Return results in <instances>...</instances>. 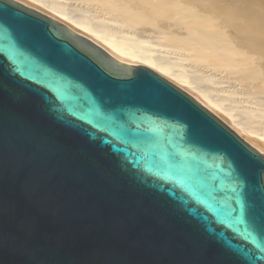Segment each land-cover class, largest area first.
I'll list each match as a JSON object with an SVG mask.
<instances>
[{
    "label": "water",
    "instance_id": "water-1",
    "mask_svg": "<svg viewBox=\"0 0 264 264\" xmlns=\"http://www.w3.org/2000/svg\"><path fill=\"white\" fill-rule=\"evenodd\" d=\"M0 264H264V153L152 68L0 0Z\"/></svg>",
    "mask_w": 264,
    "mask_h": 264
},
{
    "label": "bare ground",
    "instance_id": "bare-ground-1",
    "mask_svg": "<svg viewBox=\"0 0 264 264\" xmlns=\"http://www.w3.org/2000/svg\"><path fill=\"white\" fill-rule=\"evenodd\" d=\"M37 1H41L40 3H42V0H37ZM77 1L83 3L84 6L86 5L89 11L90 10L100 11L103 13V15H106L108 18L122 21V23L129 24V26L135 24L136 25L142 24V23L152 25L155 24L158 20H159L158 22L165 21L164 23L166 24L165 25L166 28L164 25L163 26L166 29L168 40L171 42V44L183 50L186 53V55L189 56L192 62L200 63L210 71L218 72L220 75H223L224 77L226 76L227 78L230 77L236 79L237 81H239L241 86H243V89L245 90L244 92L245 94L248 93L252 97H259L261 96V94L264 93V85H263L264 77L262 78L261 76L260 77L258 76L257 70L253 65V62L255 61L256 58L252 57V52H250V54L245 53L239 45H238L239 47H235L233 45V41L228 36L229 32L226 33V31H224L225 29L223 28V25L219 23L217 24L216 22L213 21V19L210 16L207 15V14H211V12L205 13V11L203 12V10L197 11L195 10V7L193 8V6L190 3L188 4L186 0H133L135 2L132 5L131 4L129 5V3L133 2L131 0H77ZM45 5L47 6V9L46 12L43 11V13H46L62 21L63 23H65L75 31L87 36L88 38H90L91 40H93L103 48H105L109 53H111L119 60L128 63L142 64L148 66L153 70H155L156 72L168 77L177 85L183 86L184 88L188 86V88L191 90L190 88L191 82L187 79L185 75H183L179 70L173 71L171 66L165 63V61L163 62V60L162 62H157L154 59H152V57H150L147 54L148 52L146 53L145 50L143 51L142 49H140L141 47L138 45V42H136L135 40L124 42L122 40L114 38L112 34L104 30L103 28L93 29L89 25V22H87L86 19L83 17L82 14L78 13L75 18L66 17L67 14H65V11L62 8V6L53 3L51 1ZM230 6L231 5H229V9L226 10L223 13V15L224 14L226 15L227 17L226 19L230 17L233 20L234 10L232 8L234 6L232 8ZM216 7L218 10L219 9L218 6ZM216 7L215 6L211 7L212 9L209 10L212 11L214 10L213 8ZM248 11H250V8H248ZM247 13L248 12H246V14ZM251 20L252 19H250V22ZM256 21H258V19H256ZM249 23L247 27L253 28V26H249L251 25ZM157 28H155V30ZM160 29H157L158 32ZM163 30L161 29L160 31L164 32ZM165 34L162 33V35ZM247 36L249 39L253 40V42L254 41L259 42V45L264 49V43L262 44L263 40L261 42L257 38L252 39L253 36L248 33ZM252 59L254 61H252ZM136 60L137 62H134ZM199 94L201 95V97H204L205 99L207 98V100L210 103H213L215 105L217 104L219 105L222 103V101L216 103L214 102V100L212 101V99L208 98L209 96L207 95L205 90H200ZM262 101L260 99V102ZM260 102L258 100V104H260ZM229 111L228 110L226 111L227 115ZM230 113L231 112H229V114ZM241 129L247 133L250 132L251 134L252 133L254 134V132H256L254 130L255 128L252 129L250 125H245V127Z\"/></svg>",
    "mask_w": 264,
    "mask_h": 264
},
{
    "label": "rangeland",
    "instance_id": "rangeland-1",
    "mask_svg": "<svg viewBox=\"0 0 264 264\" xmlns=\"http://www.w3.org/2000/svg\"><path fill=\"white\" fill-rule=\"evenodd\" d=\"M20 1H22V3L24 4L26 3V5L28 6L31 5L30 7H33L41 12H46L47 6L45 4L51 1L62 6L65 14H67L66 17L75 18L79 13L83 15V17L87 22H89V25L93 29L103 28L104 30L112 34L114 38H117L124 42L135 40L141 47L140 49H142L143 51L145 50L146 53L148 52L147 54L152 57V59L157 62H162L163 60V62L165 61V63L171 66L173 71L179 70L183 75H185L191 82V90L188 88V86H186V88L189 90H187L183 86L177 85L163 74L161 75L195 97V99H197L220 119H222L227 125H229V127L234 129L236 132L241 133V137L245 141H247L254 147H258L259 151L264 153V106H262L264 105V93L259 97H252L248 93L245 94L243 86H241L239 81H237L236 79L230 77L227 78L226 76L224 77L218 72L210 71L200 63L192 62V60H190L189 56L186 55L183 50L179 49V47L177 48V46L171 44V42L168 40L167 32L165 29L166 24L164 23L165 21L158 22V20L155 24L152 25L142 23L129 26V24L122 23V21L108 18L100 11H89L86 5L84 6L83 3H80L77 0H42V3H40L41 1L37 0ZM134 2L135 1L129 3V5H132ZM186 2H188V4L190 3L193 8L195 7V10L197 11L203 10V12L205 11V13L211 12V14L207 15L210 16L217 24L219 23L223 25V28L225 29L224 31H226V33L229 32L228 36L233 41V45L235 47L240 46L245 53L250 54V52H252V57L256 58L255 61L253 59L252 61H254L253 65L257 70L258 76H261L262 78L264 77V49L259 45V42H253V40L249 39L247 36V33L251 34L253 38H250H257L261 42L263 40L262 44L264 43V0H186ZM229 5H231V8L234 6L232 8L234 10V16L232 15L234 17L233 20L230 17V19H226V15H223V13L229 9ZM214 6H218L219 9L217 10L216 7L213 8V12L210 11L209 9H212L211 7ZM248 8H250V11H248ZM244 10L249 14L247 13V15ZM252 12L258 13L254 14ZM250 19H252L251 22ZM256 19H258V21H256ZM248 20L250 23L248 22ZM248 23L251 24L249 26H253V28L247 27ZM163 25L165 26V28ZM155 28H161L162 30L164 29V32L160 31L161 29L158 32V30H155ZM162 33H166V38L165 35H162ZM260 37L263 39H261ZM134 62H137V60ZM200 90H205V92L209 96L208 98L212 99V101L214 100V102L216 103L222 101V103L219 105L217 104L218 106L210 103L207 98L205 99L204 97H201V95L199 94ZM260 99L261 101H263L260 102ZM258 100L260 104H258ZM227 110H230L229 112H231L230 114L228 112V115L226 112ZM232 114L235 116H233ZM245 125H250L252 129L255 128L254 130L257 133L254 132V134H251L250 132L247 133L243 131L241 128H244Z\"/></svg>",
    "mask_w": 264,
    "mask_h": 264
}]
</instances>
